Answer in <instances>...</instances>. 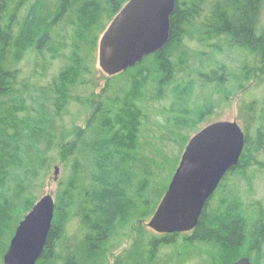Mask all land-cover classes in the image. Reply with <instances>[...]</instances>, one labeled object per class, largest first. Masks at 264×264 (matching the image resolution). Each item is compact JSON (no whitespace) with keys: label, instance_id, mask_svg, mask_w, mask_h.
Instances as JSON below:
<instances>
[{"label":"trees","instance_id":"obj_1","mask_svg":"<svg viewBox=\"0 0 264 264\" xmlns=\"http://www.w3.org/2000/svg\"><path fill=\"white\" fill-rule=\"evenodd\" d=\"M127 2L128 0H59L56 14L40 3L32 8L34 13L29 14L26 27H22L18 20H12L14 16L4 20L8 0H0V264H3V256L18 223L37 201L33 196L35 183L42 171L45 169L46 172L59 158L71 162L75 177L60 189L51 228L36 264H107L114 239L111 223L123 212L120 211L123 197L116 190L118 187L124 190L133 187L130 166L134 160L130 155L125 156L124 160L116 156L124 152L122 150L126 147V141L136 139L141 110L132 100L130 104L127 102L129 113L124 118V126L120 128L118 125L103 123L106 126L103 130L101 124L97 123L100 114L105 116L102 99V102L95 105L84 131L74 123L67 126L59 121L64 113L59 112L58 102L69 97L67 104L74 101L80 105L81 111L93 102L90 95L86 94L91 83L89 76L93 75L92 50L96 47L100 32ZM261 4L262 0H176L171 16L170 38L166 46L134 67L112 77L110 81L131 73V88L134 95L136 92L138 94L139 81L144 78L141 74L143 64L151 60L152 76L160 75L163 78L162 81L155 82L157 87L154 90L158 92L161 86L167 87L177 73L172 47L183 44L190 26L196 22L203 37L201 42L212 37H223L228 47L259 50L264 57V32L257 33ZM54 22H71L69 27L73 30L72 35L69 34L70 44L77 45L78 39L83 40L82 43L86 46L83 52H86L85 59L78 58L76 51L72 49L70 55L66 56L67 67L60 70L47 92L32 97L27 90L28 82L32 81L31 75H24L17 66L29 52H43L45 46L52 48L54 40L49 27ZM74 25L80 28H75ZM63 42L67 44L64 37ZM13 64L14 67L11 66ZM262 64L264 65V59ZM199 76L205 80L206 85L224 81L223 73L217 75L216 72H211L209 76L200 73ZM110 81L101 91L102 97L109 91ZM81 87L84 90L79 92ZM157 92L154 98L160 97V92ZM46 93L51 96H45ZM54 93L58 98H54ZM41 96H45V101L39 103ZM48 105L52 107L48 108ZM244 120L245 124L249 122L246 118ZM247 129L246 126L243 129L245 146L239 163L229 170L221 184L225 183L230 174L256 163L258 160H255V155L264 151L262 132L251 139ZM125 131L128 133H124ZM82 160L87 162L90 177L96 182L89 183L91 189L80 186ZM108 184L111 187L106 186ZM220 186L214 195L218 193ZM98 188L97 194L94 191ZM166 189L165 187L158 194L152 214ZM230 194L226 193L221 198L218 209L209 219L207 214L211 199L206 203L198 224L190 235L185 237L173 233L141 237L139 234L127 254L118 256L113 264H153L160 257V249L167 247L176 251L179 246L189 244L205 245L216 250L215 246H218L219 250L208 257V264H232L241 257L260 264L258 261L262 258L264 246V205L260 202L251 205L254 219L250 222L240 201ZM75 200L79 204L74 212L78 222L76 229L68 234L65 223L63 220L59 221L58 217L66 209L65 206H76ZM70 220L69 216L68 222ZM144 238H147L145 247L142 243ZM242 249L246 250L244 255L239 253Z\"/></svg>","mask_w":264,"mask_h":264},{"label":"rangeland","instance_id":"obj_2","mask_svg":"<svg viewBox=\"0 0 264 264\" xmlns=\"http://www.w3.org/2000/svg\"><path fill=\"white\" fill-rule=\"evenodd\" d=\"M19 3L21 4L19 5ZM40 3L53 14L58 12L59 0H8L6 11L3 14L4 20L14 16L12 20H18L23 27L26 25L29 14L34 13L32 8ZM70 24L71 22L68 24L54 22L49 27L54 40L52 48L45 46L43 52L35 50L29 52L17 66L24 75H31L32 81L28 82L27 90L32 97L47 92L60 70L67 67L66 56L70 55L72 49L76 51L78 58L85 59L86 52H83L86 46L82 43L83 40L79 41L78 39L77 45L70 44L69 34L72 35L73 30L69 27ZM74 27L80 28L76 25ZM106 27L98 35V40ZM19 31L18 28L17 32ZM263 32L264 0H262L257 20V33L262 34ZM63 37L64 40L66 38V45L63 42ZM202 38L199 25L196 22L190 26L183 44L172 47L173 62L177 73L167 87L161 86L163 84L161 83V89L158 90L160 97L158 98H154V94L157 92L154 90L155 86L157 87L155 82H160L163 78L160 75L152 76L150 70L153 61L149 60L143 64L141 74L144 78L139 81L137 87L139 93L136 92L134 95L129 78L131 73L123 74L119 79L110 81V78H107L100 70L97 61V40L96 47L93 50L90 48L94 57L93 75L89 76L91 83L86 91L93 102L83 111L80 110V105L74 101L67 104L69 97L67 100L62 98L58 102L59 112L63 111L62 113H64L59 121H63L67 126L74 123L77 128L82 130L87 127L95 105L102 102V99L105 116L100 114L97 123L101 124L103 130L106 127L103 126V123L118 125L120 128L124 126V118L128 117L129 113L128 103L131 100L141 110L138 134H135L136 139L126 141V147L122 150L124 152L116 156L124 160L125 156L130 155V158L134 160L130 166V170L133 172L131 181L133 187L130 190L118 187L116 190L123 197L122 209L120 208V211L123 212L111 223L114 229V239L107 256V264H113L118 256L126 255L127 250L130 249L139 234L141 237L157 236L147 226V222L152 216V207L159 196L158 194L165 187L167 188L186 144L197 132L216 121H236L242 129L245 130V126L248 127L247 132L251 139L260 132L264 135V65L262 64L264 57L261 52L228 47L223 37H212L201 42ZM11 66L14 67L15 64ZM211 72H216L217 75L223 73L224 81L220 84L206 85L205 80L199 75L203 73L209 76ZM108 81H110V89L102 97L101 91L106 87ZM82 90L84 89L81 87L79 92ZM28 94H26V98L29 99ZM46 95L47 97L51 96L49 93ZM45 96L38 99L39 103L45 101ZM54 98H58L55 93ZM44 106L46 108V104ZM49 106L52 107L48 105V108ZM244 118L249 122L245 124ZM124 133H128V131ZM256 159L258 160L256 163H251L245 170L230 174L225 183L221 184L218 193L214 195V198L212 196L213 199L211 198L208 219L218 209L221 198L226 193H232V196L234 195L240 201L250 222L254 219L251 205L259 202L264 205V151L256 154ZM42 172L33 187V196L37 198V201L44 195L50 194L55 202L60 196V189L75 177L71 162L68 163L67 160L64 161L60 158L51 164L46 172L45 169ZM79 175L80 186L84 185L90 188V182L96 183L90 177L89 167L85 160L81 162ZM106 186L111 187L110 184ZM99 189L94 192L98 194ZM156 191L158 192L156 193ZM75 204L76 206L72 207L71 205L65 206L66 209L58 217L59 221L63 220L65 223L68 234L74 228L76 229L78 222L74 213L79 207L76 200ZM69 216L71 217L70 222H68ZM190 233L182 234V236L186 237ZM146 239L142 240L144 247ZM215 247L219 250L218 246ZM211 248L205 245L189 244L185 247L179 246L174 251V249L165 247L160 249V257L153 264H208V257L214 255L216 250ZM239 253L244 255L246 250L242 249ZM258 262L264 264V246L262 258Z\"/></svg>","mask_w":264,"mask_h":264},{"label":"water","instance_id":"obj_3","mask_svg":"<svg viewBox=\"0 0 264 264\" xmlns=\"http://www.w3.org/2000/svg\"><path fill=\"white\" fill-rule=\"evenodd\" d=\"M176 0H128L98 41V67L114 77L160 52L168 43ZM245 134L236 121H217L191 137L168 188L147 223L157 234L195 229L208 200L240 160ZM57 168L55 167V170ZM50 194L24 215L10 239L3 264H36L54 216ZM232 264H258L242 257Z\"/></svg>","mask_w":264,"mask_h":264},{"label":"flooded vegetation","instance_id":"obj_4","mask_svg":"<svg viewBox=\"0 0 264 264\" xmlns=\"http://www.w3.org/2000/svg\"><path fill=\"white\" fill-rule=\"evenodd\" d=\"M209 201V200H208Z\"/></svg>","mask_w":264,"mask_h":264}]
</instances>
